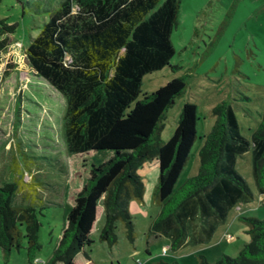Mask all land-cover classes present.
<instances>
[{
  "label": "trees",
  "instance_id": "1",
  "mask_svg": "<svg viewBox=\"0 0 264 264\" xmlns=\"http://www.w3.org/2000/svg\"><path fill=\"white\" fill-rule=\"evenodd\" d=\"M15 1L21 9L25 4L28 12L47 16L23 52L28 67L64 99L67 152L74 156L110 154L104 162L89 165L88 177L72 199L67 226L48 264H74L75 255L90 246L89 233L99 203L104 217L99 240L114 245L120 223L132 241L128 203L142 199L143 186L136 170L145 161L156 162L154 200L159 207L147 235L168 238L170 250L181 247L194 218L202 243L239 201L253 199L234 168L236 158L248 150L251 178L264 202V100L249 140L239 135L230 104L217 103L210 111L214 123L198 150L196 175L173 190L196 139L194 104H182L166 141L159 139V132L167 109L185 91V79L173 78L137 97L142 78L167 66L174 53L169 36L178 0ZM12 29L0 20V36L11 34ZM6 45L1 40L0 51ZM17 186L16 180L0 185V249L6 256L18 248L24 227L30 261L31 251L38 248L39 225L32 208L12 205ZM238 220L248 242L237 254L220 255L212 262L197 255V264H264V218L238 216Z\"/></svg>",
  "mask_w": 264,
  "mask_h": 264
},
{
  "label": "rangeland",
  "instance_id": "2",
  "mask_svg": "<svg viewBox=\"0 0 264 264\" xmlns=\"http://www.w3.org/2000/svg\"><path fill=\"white\" fill-rule=\"evenodd\" d=\"M0 20L13 26L11 34L0 36V41L7 42L0 51V185L18 182L11 203L32 208L39 225L38 248L31 251V260L22 227L18 248L13 247L6 256L0 249V264H48L67 226L72 199L88 177L89 165L104 162L110 154L74 156L67 152L64 99L26 63L23 50L28 38L37 34V27L47 16L28 12L25 4L21 9L15 0H0ZM169 41L174 53L168 65L142 78L137 99L173 78L185 79V91L167 109L159 132V139L166 141L182 104H194L196 139L173 187L175 191L197 173L198 150L214 123L210 111L217 103L230 104L238 133L247 140L259 122L264 100V0H178ZM241 97L249 100L242 101ZM234 168L253 199L241 200L231 208L208 241L170 250L168 238L147 235L159 207L154 200L157 169L145 161L136 170L143 186L142 199L128 203L132 241L120 223L114 245L109 247L99 240L104 223L99 203L89 233L92 243L75 255L74 264H136V260L140 264H197V255L208 262L220 255L235 256L248 242L238 216L264 218V202H260L251 178L249 150L236 158Z\"/></svg>",
  "mask_w": 264,
  "mask_h": 264
},
{
  "label": "crops",
  "instance_id": "3",
  "mask_svg": "<svg viewBox=\"0 0 264 264\" xmlns=\"http://www.w3.org/2000/svg\"><path fill=\"white\" fill-rule=\"evenodd\" d=\"M151 162L154 163L155 166H156V162L155 161H151ZM156 169H157V166H156ZM99 212L103 213L102 209H100ZM198 229L199 228H198L197 218H194L192 223H191V225H189L187 235H186V237H185V239H184V241H183V243H182L180 248H183L184 246H186L188 244L197 245V244H202L203 243V242L201 243V241H200V235H199ZM180 248H178L177 250H179ZM147 254H148V252H147Z\"/></svg>",
  "mask_w": 264,
  "mask_h": 264
},
{
  "label": "built area",
  "instance_id": "4",
  "mask_svg": "<svg viewBox=\"0 0 264 264\" xmlns=\"http://www.w3.org/2000/svg\"><path fill=\"white\" fill-rule=\"evenodd\" d=\"M135 263H136V264H140V261L136 260Z\"/></svg>",
  "mask_w": 264,
  "mask_h": 264
}]
</instances>
